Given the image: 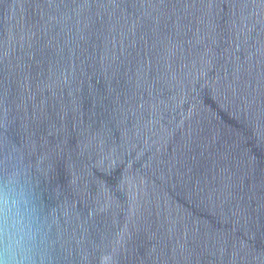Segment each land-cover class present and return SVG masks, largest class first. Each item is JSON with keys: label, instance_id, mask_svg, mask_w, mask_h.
Returning <instances> with one entry per match:
<instances>
[{"label": "water", "instance_id": "water-1", "mask_svg": "<svg viewBox=\"0 0 264 264\" xmlns=\"http://www.w3.org/2000/svg\"><path fill=\"white\" fill-rule=\"evenodd\" d=\"M47 264H264V0H0V182Z\"/></svg>", "mask_w": 264, "mask_h": 264}, {"label": "clouds", "instance_id": "clouds-1", "mask_svg": "<svg viewBox=\"0 0 264 264\" xmlns=\"http://www.w3.org/2000/svg\"><path fill=\"white\" fill-rule=\"evenodd\" d=\"M47 251L30 189L11 174L0 182V264H47Z\"/></svg>", "mask_w": 264, "mask_h": 264}]
</instances>
